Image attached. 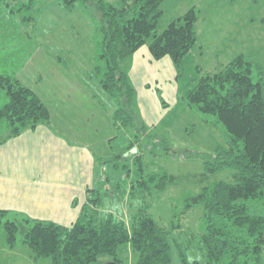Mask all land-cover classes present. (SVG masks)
I'll return each mask as SVG.
<instances>
[{"label": "trees", "instance_id": "trees-1", "mask_svg": "<svg viewBox=\"0 0 264 264\" xmlns=\"http://www.w3.org/2000/svg\"><path fill=\"white\" fill-rule=\"evenodd\" d=\"M119 1L118 6L106 0L61 3L68 10L83 5L96 25L99 58L91 76L98 79L102 90L115 103V129L129 131L135 137L121 152L126 155L124 161L119 160L122 155L113 161H103L101 157L98 160L102 166L114 163L115 172L124 169L125 180L134 170L135 180L128 195L140 194L143 207L130 214V223L120 214L105 210L106 196H111V191L118 192L121 185L108 189L111 176H103L107 190L103 194L98 189L90 193L81 215L71 226L0 209V230L6 234V246L10 250L27 247L35 263L47 260L50 264H103L102 258L108 257L113 263L125 264L130 250L136 257L134 264H172L175 248L181 264H264L262 67L240 54L222 69L204 74L180 99L203 115L208 125L222 128L225 134V145L214 153H193L188 157L200 159L205 174L236 171L234 183L218 182L186 199L187 211L200 207L203 211L204 228L191 233L189 244L197 241L204 259L192 261L188 248L175 235L177 231L182 235L181 224L172 220L170 226L162 225L146 201L155 193H165L177 178L168 172L148 173L137 145L146 142L150 147L151 142L157 143L165 155L175 148L154 135L140 119L130 72L134 55L148 44L152 59L170 58L180 78L184 60L198 42L196 25L201 12L192 7L158 33L165 0ZM32 6L29 0L17 11L22 7L30 10ZM0 92L7 97V102L0 105V144L39 125H50L49 108L15 75L0 76ZM136 149L131 160L129 155Z\"/></svg>", "mask_w": 264, "mask_h": 264}, {"label": "rangeland", "instance_id": "rangeland-1", "mask_svg": "<svg viewBox=\"0 0 264 264\" xmlns=\"http://www.w3.org/2000/svg\"><path fill=\"white\" fill-rule=\"evenodd\" d=\"M2 1L0 76L15 75L33 90L37 88L39 80H43V84L51 89L58 80L61 85H58L59 92L63 101L68 102L67 107H72V113L75 112L74 118L83 116L87 112L85 107L89 106L82 95L64 94L65 79L70 75L80 84L86 81L88 89L98 102L107 104L109 109L113 106L116 108L114 101L102 90L99 81H96L97 78L89 77L99 56L96 25L83 5L68 10L61 0H32L30 10L22 7L17 11L20 5L29 0ZM106 1L117 6L120 4L119 0ZM192 7L201 12L196 25L198 42L184 60L182 76L177 78V71L170 58L152 59L148 44L139 50L140 57L137 55V58L139 57L140 63L138 67L135 66L131 75L140 119L154 135L165 139L175 148L165 155L162 146L157 143L151 142L150 147L146 142L137 145L148 173L168 172L177 178V182L169 185L165 193H155L148 196L146 201L151 206V213L162 225L170 226L172 220L181 224L182 235L179 231L175 235L188 248V257L193 261L204 259L198 251V242L189 244L191 233H199L204 228L203 211L201 207L187 211L186 199L215 183H234L236 171L226 169L205 174L203 162L198 158L188 157L193 153H214L225 145V134L222 128L208 125L203 115L189 109L180 99L204 74L222 69L240 54L260 65L264 71V0H165L157 32L162 33L171 22ZM61 65L63 70L60 69ZM47 66L50 67L49 72L46 70ZM6 102L7 97L0 92V105ZM102 125L105 132L93 126L92 130L86 128L88 135L82 137L76 131L73 136L75 140L82 142L87 136L92 139L97 136L103 138L106 136L107 125ZM131 134L129 131L115 129L114 140H106L110 143L111 152H103L105 148L100 145L97 156L103 158V161H113L114 157L122 155L119 160L124 161L126 155L121 152L135 138ZM136 152L137 149L129 155L131 160ZM129 163L131 166L132 162ZM113 164L106 163L102 166L99 162L100 180L97 189L101 194L107 190L102 182L103 176H111L108 189L121 185L118 192L114 194L111 191V196H106L104 209L120 214L130 223V214L143 207V198L140 194L136 197L128 195L131 182L135 180L134 170L125 180L124 169L115 172ZM126 254L128 259L125 264H134L135 255L130 250ZM102 262L111 263L108 257H103ZM0 264L50 263L47 260L35 263L28 248L24 246L10 250L6 246V234L0 230ZM172 264H181L175 248Z\"/></svg>", "mask_w": 264, "mask_h": 264}, {"label": "crops", "instance_id": "crops-1", "mask_svg": "<svg viewBox=\"0 0 264 264\" xmlns=\"http://www.w3.org/2000/svg\"><path fill=\"white\" fill-rule=\"evenodd\" d=\"M139 52L134 55L132 73L135 66H139ZM51 66L54 65L51 63ZM60 69L63 70L62 65ZM46 70L49 72L50 67ZM65 82L64 94L82 95L89 106L85 107L87 112L78 115L79 118L73 117L75 112L72 113V107H67L68 102L63 101L58 80L52 89L46 87L43 80L37 82L34 91L51 112L50 125H39L0 144V209L71 226L81 215L90 193L99 185V147L105 148L103 152L110 151V143L106 140L113 139L115 127L114 106L109 109L107 104L99 103L86 81L80 84L70 75ZM102 123L107 125L105 137L92 139L87 136L83 142L75 140L73 133L79 131L83 137L88 135L86 128L92 130L93 126L105 132Z\"/></svg>", "mask_w": 264, "mask_h": 264}, {"label": "water", "instance_id": "water-1", "mask_svg": "<svg viewBox=\"0 0 264 264\" xmlns=\"http://www.w3.org/2000/svg\"><path fill=\"white\" fill-rule=\"evenodd\" d=\"M109 264H116V263L111 262V263H109Z\"/></svg>", "mask_w": 264, "mask_h": 264}]
</instances>
